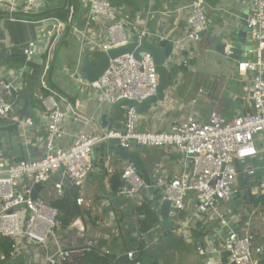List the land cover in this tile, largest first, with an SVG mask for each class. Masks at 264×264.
<instances>
[{"label":"crops","instance_id":"crops-1","mask_svg":"<svg viewBox=\"0 0 264 264\" xmlns=\"http://www.w3.org/2000/svg\"><path fill=\"white\" fill-rule=\"evenodd\" d=\"M191 0H135L136 12L132 15L137 21H148L154 35H162L174 40H179L186 33V19L188 9L185 7ZM87 0H78L73 5L69 1L65 6L72 16L71 30L65 32L63 38L53 41L51 23L41 22L40 18L55 14L61 18L67 17L56 14V11H49L43 15L26 17L0 16V80L14 82L17 86V96L14 101L11 115L19 120L18 144L29 148H38V158L45 154L44 137L47 130V117L40 101V96L55 90L59 96V105L62 110L68 112L69 117L63 123L64 136L59 142L62 147L69 146L75 136L81 131L94 132L97 130L96 120L104 113H114L107 102H104L94 90L79 84L74 78V57L76 54H99L101 44L107 41L106 26L107 19H100L99 22L91 23L86 32L88 38H81L78 29H84V16H81L80 24H76L74 17L75 5L78 10L80 4ZM63 0H56L51 4H61ZM208 31L199 42H196L198 53L189 55L194 58L193 68L188 69L186 74H177L175 80L166 90L164 101H159L137 121V129L167 131L170 130L176 120H183L188 116H194L199 120L210 118L213 112L232 120L238 115L253 110L250 93V73L235 72L236 62L228 56L215 50L213 44H218L230 30V27L238 25V21L249 13L250 3L248 0H207ZM129 13L132 7L122 5ZM78 13V12H77ZM87 11H85V14ZM18 16L26 15L18 13ZM29 15V14H28ZM78 20V21H79ZM249 40L250 37L248 36ZM37 42L36 55L28 56L23 49L27 42ZM54 42V43H53ZM182 49L188 50L191 45L183 44ZM51 50V52H50ZM251 50H249L250 52ZM250 56V55H249ZM239 75V78L237 77ZM49 87V88H47ZM81 114L92 118L90 123L86 120H77L74 115ZM31 118L32 125L23 124L20 119ZM6 120V119H1ZM125 124V120H124ZM6 150L0 149V155L8 158V150L11 141L8 135L5 136ZM260 149L257 155L241 159V172L235 188L239 190L249 185H257L259 180H264V150L259 143ZM130 152L143 159L145 168L151 172V177H166L172 179L186 174V164L177 152L167 147H150L138 145L130 147ZM247 161L249 165L243 167L241 162ZM125 164L116 156L112 164H108V173L97 177L99 173L98 161H94V179L79 187L76 191L78 197H83L84 202L80 207L81 213L74 219H80L87 231V237L94 241L100 248V254L113 256L112 262L119 259L121 264H132V260L138 258V244L142 241L138 226L137 207L147 202L143 197L135 203L128 202L119 212H104L103 204H110L105 201L102 193L114 191L111 186V176L116 171H122ZM253 168V175L247 174V168ZM58 172V171H57ZM55 172L52 176L61 181L60 176ZM52 179L42 183L39 196L51 203L58 196L51 191L54 189ZM25 184L28 180H25ZM121 191H116L119 194ZM55 191V189H54ZM194 195L187 196V206L172 214L171 220L174 227L170 228V220L163 222L166 230L152 240L146 239L147 234L142 235L145 240L143 261H158L159 264H207L206 259L213 256L224 258L222 251V238L228 228L220 226L211 214H195L197 200ZM236 204L233 200H231ZM260 203V202H259ZM257 203V204H259ZM248 204L242 202L236 204ZM251 204V203H249ZM151 205V204H150ZM262 208L257 216L237 215L233 217L231 225L233 228L244 232V222L249 220L251 230L257 240L264 247V203L256 208ZM107 211V210H106ZM155 212V211H154ZM156 215V213H155ZM171 215V214H170ZM156 221L158 216L156 215ZM73 219V220H74ZM201 224V226H199ZM203 230V231H202ZM62 245L69 248L81 249L86 241L79 237L74 229L60 228L57 231ZM202 244L206 253L200 254L197 250ZM93 249V250H94ZM105 250L109 252L106 253ZM133 251L134 256H128ZM92 252V251H90ZM46 251L37 244L25 245L15 263L0 262V264H42ZM83 254V253H81ZM79 254V256L81 255ZM127 255V259L122 256ZM78 257V256H77ZM76 258V257H75ZM71 260L67 263L70 264ZM131 262V263H130ZM222 264H231L229 262ZM264 264V260L262 262Z\"/></svg>","mask_w":264,"mask_h":264},{"label":"built area","instance_id":"built-area-1","mask_svg":"<svg viewBox=\"0 0 264 264\" xmlns=\"http://www.w3.org/2000/svg\"><path fill=\"white\" fill-rule=\"evenodd\" d=\"M55 0H0V13L11 18L20 17L18 13L30 14L40 10ZM91 8L84 14V29L79 31L81 38H88L86 28L91 23L107 19V41L101 44V51L127 43L134 35L141 37L164 38L154 35L148 21H137L122 6L115 7L112 0H90ZM250 9L247 16L248 36L254 42L247 60L238 63V71L250 73V93L253 110L238 115L232 120L213 112L210 118L199 120L188 116L176 120L170 130L155 131L137 129V121L141 114L134 107L127 108L125 115V133L81 131L73 142L67 146L59 145L64 136L63 123L68 112L59 105V94L50 89L40 96L48 123L44 137L45 154L43 157L30 159H10L0 155V237H9L13 241L8 252L0 251V262L15 263L25 245L37 244L45 251L42 264H67L73 258L84 252L92 251L97 244L87 237V231L80 219H74L69 228L86 243L81 249L64 247L57 231L61 228L59 210L44 198L32 197L31 192L38 183H43L52 175L62 170L68 174L73 184L78 188L86 181L93 170V148L111 138H119L125 147H132L128 142L136 140L137 144L150 147H167L175 150L188 165L189 173L168 179L156 177L155 182L161 188L163 198L174 203L171 213L184 210L187 206V196L194 195L199 204L195 214L200 216L211 214L219 221L220 226L228 228L222 238V251L228 254V262L234 264H262L264 247L251 230L249 220L244 222V232L232 227L233 217L220 212L216 208L218 201H231L236 191L235 185L240 170L235 167L234 160L249 158L259 152V143L264 150V0H248ZM186 33L176 40L179 43L194 45L201 40V32L208 28L207 0H191L186 6ZM69 12V11H68ZM41 22L49 21L54 42L63 38L67 30H71L72 16L61 18L55 14L40 18ZM53 42V43H54ZM37 42L30 40L23 52L28 56L36 55ZM51 52V50H50ZM73 78L83 86L94 90L104 102L114 104L122 98L142 101L156 93L158 74L154 61L149 53L140 60L133 54H123L110 61L109 68L103 76L93 82L87 81L75 69ZM49 88V87H47ZM17 92L14 82L0 80V119L13 118L12 108ZM77 120L92 118L78 113ZM19 122V120H16ZM20 122L32 125L31 118L20 119ZM255 170L247 168V174L253 175ZM125 189L129 195H134L144 183L143 177L133 164H127L122 173ZM28 180V183H24ZM129 185L130 188H126ZM58 197L69 194L63 187L62 179L54 184ZM257 189L264 192V180H259ZM78 205L84 198L77 197ZM197 250L206 253L202 244ZM108 253V250H105ZM129 257L134 252H128ZM207 264H222V256L215 260L213 256L206 259Z\"/></svg>","mask_w":264,"mask_h":264},{"label":"water","instance_id":"water-1","mask_svg":"<svg viewBox=\"0 0 264 264\" xmlns=\"http://www.w3.org/2000/svg\"><path fill=\"white\" fill-rule=\"evenodd\" d=\"M69 6L70 7V0ZM91 8V1L87 0V3L82 2L80 4L77 15L74 17L75 22L79 20L81 16L85 14V11H89ZM247 12L246 14L237 22L238 25L230 27V30L222 38L220 43L213 44L215 50L221 54H224L234 60L237 64L235 66V72L238 71V63L242 60H247L250 52L254 48V42L248 38V27H247ZM10 17V16H6ZM208 29L203 30L201 34V39L207 34ZM182 43L176 40L164 37H141L134 35L129 38L127 43L110 48L107 51H101L99 54H76L74 61V68L79 74H81L87 81L93 82L99 79L105 71L110 66V61L123 54H133L134 58L140 60L145 53H149L154 61L155 70L158 74V85L156 88V93L147 97L142 101H137L134 99L122 98L109 105L110 109L114 110V113L104 112L98 120H96V126L98 130L104 132L114 131L125 133L124 119L127 112V108L134 107L138 113L141 115L149 111L152 106L159 101H164L166 97V90L169 88L170 84L175 80L177 74H186L188 69L195 67L194 58H190L189 55H194L198 53L199 49L197 44L191 45L188 50L182 49ZM239 78V75L237 76ZM7 82V80H4ZM17 96V92L14 94ZM243 115V114H242ZM18 121L14 118H9L6 120L0 119V149L6 150L5 147V136L8 135L11 141V148L8 150V157L10 159H30L34 160L38 158V148L23 146L18 144V132L19 127ZM132 147H138L136 140H128ZM119 155L120 159L125 164H133L138 172L143 177L144 183L140 186L139 190L134 195H129L127 192H121L120 194L116 191H108L102 193L105 201L110 204H103L102 209L104 212H112L116 210L119 212L120 209L127 204L135 203L139 201L140 198L147 199L151 203V207L158 216L157 221L153 224L152 229L148 232L146 239L148 241L155 238L157 235L163 234L166 230V226L163 222L170 220V228L174 227L173 221L171 220L172 207L174 203L166 198H163V193L161 188L158 187L154 178L151 177V172L145 168L143 159L138 157L136 154L130 152L129 147H125L121 144L119 138H111L107 142H102L93 148L92 157L94 161H98L99 173H96L97 177H101L108 173V164H112L116 156ZM235 167L240 170V161L238 158L234 160ZM186 164V174L189 173L188 165L190 160L185 162ZM59 174L58 179H62L63 187L67 189L70 196H75L78 189L77 186L73 184L72 179L69 178L68 174H63L62 170L57 172ZM50 179L55 182L56 177L52 176ZM94 179V172L91 171L88 174L86 182L92 181ZM125 186V182H124ZM257 185H249L247 187L236 190L232 196V200L236 204L242 202L254 203L260 202L264 203V192H260L257 189ZM42 183H38L34 186L31 196H39L40 188ZM126 188H130L126 185ZM197 204L199 202L197 201ZM107 210V211H106ZM171 214V215H170ZM123 259H127V255L122 256ZM132 264H159L158 261L146 262L143 260H132ZM234 264V263H232Z\"/></svg>","mask_w":264,"mask_h":264},{"label":"trees","instance_id":"trees-1","mask_svg":"<svg viewBox=\"0 0 264 264\" xmlns=\"http://www.w3.org/2000/svg\"><path fill=\"white\" fill-rule=\"evenodd\" d=\"M68 0H63V3L57 4L54 8H51L50 5H46L40 10H33L29 15H43L48 13L49 11H56V14L64 16L68 13V11L64 10ZM73 0H70L72 3ZM112 5L115 7H120L122 5H128L132 7L131 16L136 12L137 3L135 0H112ZM78 12V6L75 5V14ZM1 16V14H0ZM81 20L77 21L76 24H80ZM45 94L48 93L45 89ZM111 186L114 191H121L124 187V181L122 178V171H116L111 176ZM77 194L75 196H70V194H65L62 197H58L53 200L50 204L57 207L59 210V220L62 228H67L73 221V219L81 213L80 207L78 206L76 199ZM138 213V226L141 235V242L138 244V251H140L138 258L135 260H143L142 255L144 254L145 240H143V236L147 234L151 229L153 224L156 222V215L151 207V205L147 202L141 204L137 207ZM229 216V215H228ZM230 217V216H229ZM201 226V224H199ZM203 231V230H202ZM12 240L9 237H0V251L8 252L10 250ZM100 248L92 250V252H84L80 256L73 258L70 264H121L119 259L114 260L112 262L111 258L113 256H104V254H100ZM223 262H228V254H224ZM131 263V262H130Z\"/></svg>","mask_w":264,"mask_h":264},{"label":"rangeland","instance_id":"rangeland-1","mask_svg":"<svg viewBox=\"0 0 264 264\" xmlns=\"http://www.w3.org/2000/svg\"><path fill=\"white\" fill-rule=\"evenodd\" d=\"M77 1L78 0H74V3H76ZM50 6H51V8H54L56 6V4H51ZM29 16H34V15H21L20 17L29 18ZM241 164H242L243 167H247L249 165V162L242 161ZM241 173L242 174H246L245 171H242ZM52 190L53 191H51L50 197L53 194L55 195L54 189H52ZM257 203H259V202H254V203H251V204L248 203V204H245V205H241L239 207L238 205L234 204L232 201H218L217 204H216V208L220 212H224V213L228 214L230 217H235L237 215H241L243 217H246V216H254L255 217L260 212H262V208L261 207L260 208L258 207L256 209H254V206H260L262 204V203H259V204H257Z\"/></svg>","mask_w":264,"mask_h":264}]
</instances>
